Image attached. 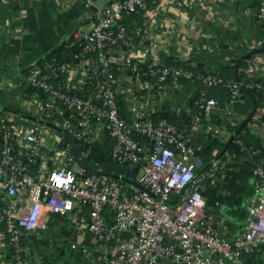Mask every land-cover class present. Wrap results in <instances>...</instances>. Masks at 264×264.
Masks as SVG:
<instances>
[{
	"label": "built area",
	"instance_id": "obj_1",
	"mask_svg": "<svg viewBox=\"0 0 264 264\" xmlns=\"http://www.w3.org/2000/svg\"><path fill=\"white\" fill-rule=\"evenodd\" d=\"M149 1L112 0L97 10L91 28L78 36L79 50L72 57L44 69L29 67L25 86L45 94L40 111H34V121L14 120L0 105V226L12 264H27L28 247L23 238L44 228L48 214L67 217L84 206L89 208L88 230L114 249L106 264H162L161 259L174 264H250L241 253L261 247L264 251V155L260 148L246 146L239 138L233 140L240 150L257 158L252 169L256 197L248 206L243 230L227 239L220 233L225 217L205 211L201 187L218 171L222 160L205 167L191 140L192 131H183L166 119L141 115L126 120L120 116L117 59L113 57L116 46L121 48L125 71L153 78L152 84H145L151 97L162 93L170 82L200 83L194 99L199 113L191 117V127L201 124L216 108L225 125L238 124L233 106L240 101V82L217 72L195 73L178 65L135 64L136 34L124 18L146 14ZM85 5L93 3L87 0ZM256 17L264 24V0H259ZM91 53L96 68L85 74L88 92L68 91L62 78ZM255 69L258 66L254 68L252 62L244 70L247 86L264 92V81L256 77ZM215 86L226 89L230 103L220 105L208 95ZM63 132L82 143L99 141L102 135L112 138V158L137 169L135 177L126 180L132 188L107 174L88 173L76 161L72 143L64 141ZM223 158L234 160L236 155L225 150Z\"/></svg>",
	"mask_w": 264,
	"mask_h": 264
},
{
	"label": "crops",
	"instance_id": "obj_2",
	"mask_svg": "<svg viewBox=\"0 0 264 264\" xmlns=\"http://www.w3.org/2000/svg\"><path fill=\"white\" fill-rule=\"evenodd\" d=\"M86 1L0 0V105L14 120L34 121V111H40L39 102L45 97L40 90L25 86L29 67L36 65L44 69L54 62L50 61L54 53L65 57L79 42L78 36L91 28L94 16L89 17L90 6L85 5ZM90 1L94 4L95 0ZM258 5L259 0H150L146 14L126 19L125 24L136 34L134 62L144 67L180 65L193 72L212 71L220 75L221 69L234 67L235 73L236 62L242 55L264 47V24L256 17ZM120 51L117 46L113 48V57L117 59L114 64L119 90L117 104L122 118L156 117L169 112L176 127L192 131L191 140L199 151L208 145L209 138L221 144V149L214 147L210 152V165L222 160L221 166L201 187L205 211L224 216L226 223L220 233L233 239L243 230L248 206L256 197L252 169L257 158L246 152L238 159L227 160L223 153L251 110L241 113L236 110L237 103L234 104V121L238 124L227 126L221 110L216 108L201 124L191 127V117L199 113L194 99L200 83L197 80L170 82L162 93L151 97L145 84H152L153 78L138 76V71H125ZM243 61L246 66L238 67L235 74L242 72L245 76V68L253 62L254 68L258 66L254 70L256 77L264 81V52ZM95 68L93 53L77 61L73 70L62 78L66 89L87 93L85 74ZM146 96L151 98L150 102H145ZM210 97L220 105L231 101L229 94L228 99ZM244 125L241 137L258 145L264 155V99ZM88 220L87 206L67 217L48 214L44 228L29 232L23 238L28 247L27 264H106L114 249L94 237L88 230ZM240 255L250 264H264L263 247ZM0 264H12L1 226Z\"/></svg>",
	"mask_w": 264,
	"mask_h": 264
},
{
	"label": "trees",
	"instance_id": "obj_3",
	"mask_svg": "<svg viewBox=\"0 0 264 264\" xmlns=\"http://www.w3.org/2000/svg\"><path fill=\"white\" fill-rule=\"evenodd\" d=\"M132 16L134 15L127 16L126 18H124V22L126 23V19L127 18L130 19ZM128 27H131V26H128ZM78 50H79V43H75L73 50L70 53H68L65 57H62V55L60 54L54 53L55 55L54 54L51 55L52 57H50V61H54V62L66 61L67 59L72 57ZM244 66H246V61H242L239 64V68H243ZM221 70L223 73L222 75L225 78H232L241 83V88H240L241 96H240V101L236 104V110H238L241 113L247 114V112L252 109L253 99L255 100L256 105L259 106L260 102L264 99V92L259 91L255 89L254 87H248L247 86L248 79H246V77L243 75L242 72H239L236 75L234 73V67L230 69L224 68ZM215 87L216 88L214 89L211 88L209 90V94H208L209 96L215 95L218 97L220 96L222 99H228V93L225 88L221 86H215ZM151 118L153 120L166 119L173 124L172 122L173 115H171L169 112L160 113L156 117H151ZM245 128H246V125L239 128L235 139L237 138L241 139L245 143L246 146L257 147L258 145L256 144L252 145L251 142L246 141L243 137H241L240 134ZM62 137L64 141H69L64 134H62ZM72 139L74 143L76 144L77 152L81 155L82 158H84L85 162L89 166V168H87L88 173H90L91 169H99L106 173H113V174L121 175L122 177H125L126 179H133L135 177V174L137 172L136 168H130L128 167L127 164H121L112 158L111 150L114 145V140L110 138L109 136L105 135L102 141H95L92 143H82L81 141L77 140L74 137H72ZM139 139L141 142L145 141V139L142 137H139ZM214 147L221 149V144L217 142L215 138H209L208 145L204 147L203 150L201 149L200 151H198V153L204 159V162L206 165L205 167H208L210 165V160H211L210 152L212 148ZM226 150L235 153L236 155L235 159H238L241 154L246 153L245 151L240 150V147L234 141H231V143L227 146ZM72 151L74 152L76 161L79 162L77 153L74 147L72 148Z\"/></svg>",
	"mask_w": 264,
	"mask_h": 264
},
{
	"label": "water",
	"instance_id": "obj_4",
	"mask_svg": "<svg viewBox=\"0 0 264 264\" xmlns=\"http://www.w3.org/2000/svg\"><path fill=\"white\" fill-rule=\"evenodd\" d=\"M112 0H95L94 1V4L91 5L88 9V12H89V17H93L95 15V13L97 12L98 9H102L103 7H105L108 3H110ZM77 28L75 27L73 29V31L71 33H74V31L76 30ZM261 52H264V47H260V48H256V49H252L250 50L249 52H247L246 54L242 55L236 62V65H235V73H237V70H238V67H239V64L241 61L243 60H247L248 58H250L253 54H256V53H261ZM237 75V74H236ZM256 102L255 100L253 99V106H252V109L251 111L249 112V114L246 116V118L244 119V121L242 122L241 126H243L244 124H246L250 119L251 117L253 116L255 110H256ZM52 127H54L57 131L59 132H62L61 129L55 125H52L50 123H46ZM63 134L67 137V139L72 143V146L74 147V149L76 150V153H77V157H78V160L79 162L85 167V168H89V166L87 165V163L85 162L84 158L81 157V155L77 152V149H76V144L74 143L73 139H71V137H69L68 135H66L64 132ZM196 171V169H194ZM91 171L95 174H107L109 176H112V177H115V178H118V179H121L123 182H124V186L126 188H132V185L127 183L126 182V178L125 177H122L121 175H118V174H113V173H106V172H103L101 170H96V169H91ZM174 199H171V202H173ZM161 263L163 264H174L171 260L169 259H161Z\"/></svg>",
	"mask_w": 264,
	"mask_h": 264
}]
</instances>
